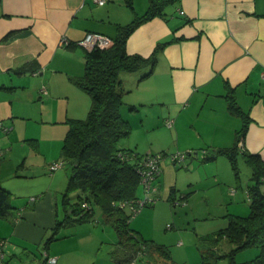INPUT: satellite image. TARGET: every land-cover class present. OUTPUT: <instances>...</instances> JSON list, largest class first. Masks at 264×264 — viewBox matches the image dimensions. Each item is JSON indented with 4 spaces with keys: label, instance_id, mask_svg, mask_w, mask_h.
I'll return each mask as SVG.
<instances>
[{
    "label": "crops",
    "instance_id": "crops-1",
    "mask_svg": "<svg viewBox=\"0 0 264 264\" xmlns=\"http://www.w3.org/2000/svg\"><path fill=\"white\" fill-rule=\"evenodd\" d=\"M148 4L149 0H107L103 4L93 0H0V121L9 123L7 134L1 135V146L10 157L16 148L25 155L17 161L21 172L14 176L30 180L35 174L24 171H48L52 161H63L66 121L83 119L88 113L91 98L76 83L84 71L86 49L78 42L88 32L113 38L118 26L144 14ZM162 12L140 23L126 39L127 53L145 57L166 42L157 51L150 73L144 75L145 67L121 75L129 115L138 108L157 107V113L149 111V118L160 125L162 120H171L168 128L188 141L189 151L207 145V141L215 148L227 147L242 124L227 106L226 94L232 93L248 115L240 149L264 160V0H175ZM30 120L58 128L53 143L57 147L61 144L59 153L41 157L40 141L46 136L28 133ZM31 155L41 159L29 162ZM55 176L50 177L52 182ZM35 181L29 185L36 191L27 193L0 178V185L12 196L26 197L18 207L12 197L13 208L0 216V220L5 219L0 221V237L6 241L7 261L21 264L33 260L39 256L43 241L54 234L47 250L57 257L56 264H88V258L73 259L72 251L80 250L60 248L59 241L51 244L59 237L68 238L57 234L69 223L67 218L58 219L51 184L41 188ZM57 220L61 224L56 226ZM115 249L116 245L110 260L89 263L123 264L131 260ZM155 258L154 251L138 255L133 264H174Z\"/></svg>",
    "mask_w": 264,
    "mask_h": 264
},
{
    "label": "rangeland",
    "instance_id": "rangeland-1",
    "mask_svg": "<svg viewBox=\"0 0 264 264\" xmlns=\"http://www.w3.org/2000/svg\"><path fill=\"white\" fill-rule=\"evenodd\" d=\"M126 96L127 94L123 97L120 112L129 123L130 133L119 142V146L131 149L139 156L161 155L160 174L154 180L156 185V192L152 197L154 200L147 201L146 205L138 206V211L130 217L129 228L139 233L150 245L160 246L168 252L169 256H166L162 252L150 249L147 253L151 254L154 251L156 258L153 260L160 261L162 258L173 261L174 264H230L229 253L234 245L224 238L218 239L217 231L227 225L229 214L247 216L250 212L246 191L251 173L249 165L240 152L236 156V174L224 154L216 153L213 159L204 160L206 152L216 150L212 143H209L211 141L206 142L204 139L201 141H205L207 145L192 150L197 152V156L188 155L189 150L186 148L188 141L183 140L181 135L177 137L174 128L171 132L163 120L160 125L153 118H149V111L157 113L159 110L157 107L148 110L138 108L133 116L129 115V109L125 103L128 102ZM3 123L8 128V121L3 120ZM52 127L33 120L26 124L28 133L46 136L40 141L43 153L41 157L52 153L57 154L60 151L61 144L57 147L54 145L55 142L53 143L59 131L58 128ZM2 134L0 133V146ZM233 140L228 141L229 146L232 145ZM191 142L195 144L197 140ZM178 152L185 154L184 160L180 163L173 162L170 158L172 154ZM18 154H20L19 159L15 158ZM24 156L23 150L19 148H16L14 154L12 153V157L9 152H4V155L0 156V178L10 186H21L27 193L31 190L36 191L29 185L31 180H36L35 185L39 183L41 188L51 184L50 187L56 192L54 194L57 199L58 219L67 218L69 223V226L62 227L57 234V237L66 234L68 238L59 237V240L51 244L55 245L59 241L60 248L80 250L79 253L74 254V251L71 253L76 260L87 261L88 258L90 263L110 260L109 257L114 255L112 250H114L118 234L112 222L104 216L96 204H92L91 214L82 220H77V215L70 209L67 210L66 217L62 194L71 173L70 163L65 160L64 164L57 168L58 172L39 169L38 173H30L31 171L26 170L23 174L29 173L30 176L35 174L29 180L23 176H14L15 172H21L17 161L20 162L25 158ZM35 157L38 160L41 159L39 156L31 155L28 157L29 162ZM40 164L41 162L38 161V165ZM53 173L56 176L52 182L50 177ZM32 192L30 195H34ZM67 194L72 202L77 199L78 191L69 190ZM24 196L13 195L12 202L18 207L19 202H25ZM137 196L139 199L146 196L141 185L137 188ZM31 197L33 196H30L28 200L32 199ZM127 212L129 213L126 209ZM2 220L5 221V219ZM64 240L66 242H62ZM257 252L256 247L244 248L235 251L234 258L237 262H242L253 258ZM139 254L131 257V260L135 261ZM118 255L123 257L122 253Z\"/></svg>",
    "mask_w": 264,
    "mask_h": 264
},
{
    "label": "trees",
    "instance_id": "trees-1",
    "mask_svg": "<svg viewBox=\"0 0 264 264\" xmlns=\"http://www.w3.org/2000/svg\"><path fill=\"white\" fill-rule=\"evenodd\" d=\"M173 1L175 0H149L144 14L126 25L118 26L115 36L110 37V46L85 49L84 71L76 79V83L89 94L90 108L85 118L66 121L68 127L61 145L62 165L65 160L71 165V173L62 194L66 217L67 210L70 209L77 215V220H82L91 214L92 204H96L117 231L115 252H123L130 258L137 253L144 255L150 249L169 255L165 249L150 245L139 233L129 228L128 223L133 213L125 204L130 203L138 209V201L144 200L138 198L137 188L139 185L143 188L140 183L143 170L141 162L146 154L139 156L131 149L119 146V142L130 133L129 123L120 112L123 103L121 75L145 67L148 70L144 75L150 73L157 51L166 42L159 43L154 52L146 57L127 53L125 43L136 26L163 14L166 4ZM226 98L229 111L241 118V127L235 132L232 145L206 152L203 159H213L216 153L224 154L236 174V156L239 152L242 154L251 171L246 190L250 212L247 216L229 214L227 225L217 231V238H224L234 245L229 253L230 264H264V160L258 154L240 149V143L246 134L248 115L238 106L232 93H227ZM190 152L192 151H188V155ZM159 174L160 172L155 175L154 180ZM152 185L156 187L154 181ZM75 189L78 191L77 199L70 202L67 192ZM155 192L156 189L150 191L148 196L152 198ZM11 199L12 193L0 185L1 217L13 208ZM146 204L147 201H144L143 205ZM126 209L129 213H126ZM60 222L57 220L56 226ZM54 238V234L47 237L40 250L47 249L48 243ZM248 247L258 248L257 254L251 259L237 262L234 258L235 251Z\"/></svg>",
    "mask_w": 264,
    "mask_h": 264
},
{
    "label": "built area",
    "instance_id": "built-area-1",
    "mask_svg": "<svg viewBox=\"0 0 264 264\" xmlns=\"http://www.w3.org/2000/svg\"><path fill=\"white\" fill-rule=\"evenodd\" d=\"M94 2L98 3V4H103L105 3L107 0H93ZM181 13H183L181 11ZM81 46H83L84 48L90 50L94 47H98V48H105L108 47L112 44V39L106 35L100 34V33H96V32H88L84 35V37L78 42ZM43 92H45V89L42 88ZM167 125H170L172 123L171 120H166L165 122ZM8 128L6 127V125L3 123V121H0V133H5L7 132ZM3 153V149L0 146V155H2ZM171 160L173 162H182L185 158V154L184 153H175L171 155ZM160 159H161V155L156 154H146L143 158H142V165H143V170H141V179H140V183L142 184L144 191H145V198L144 201H149V200H153V198H151V196H148V193L150 191H155L156 187H154L152 185L155 175H158V173L160 172V167H159V163H160ZM60 166H62V161H55L49 164V170L53 171L57 168H59ZM143 200H139L138 201V206L140 207L141 205H143ZM128 210H132L131 212L134 214L138 211L137 208H135L132 204H125ZM5 244L6 241L5 239H0V264H9V262L7 261V252L5 251ZM134 260H129L123 264H133ZM57 262V257L55 255H52L48 252L47 249H41L39 252V256L34 258L33 260H30L28 262H24L22 264H56Z\"/></svg>",
    "mask_w": 264,
    "mask_h": 264
},
{
    "label": "water",
    "instance_id": "water-1",
    "mask_svg": "<svg viewBox=\"0 0 264 264\" xmlns=\"http://www.w3.org/2000/svg\"><path fill=\"white\" fill-rule=\"evenodd\" d=\"M193 154L195 157L197 156V152L196 151H192L189 153V155Z\"/></svg>",
    "mask_w": 264,
    "mask_h": 264
}]
</instances>
